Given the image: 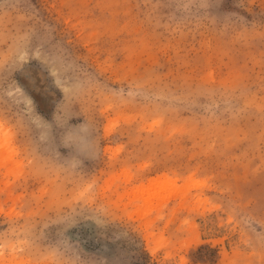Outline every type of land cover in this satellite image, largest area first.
I'll return each instance as SVG.
<instances>
[{"label":"rangeland","instance_id":"rangeland-1","mask_svg":"<svg viewBox=\"0 0 264 264\" xmlns=\"http://www.w3.org/2000/svg\"><path fill=\"white\" fill-rule=\"evenodd\" d=\"M0 264H264V0H0Z\"/></svg>","mask_w":264,"mask_h":264}]
</instances>
